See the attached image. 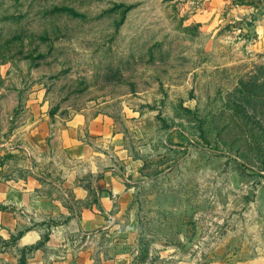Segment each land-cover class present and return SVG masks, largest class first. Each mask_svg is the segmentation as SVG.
<instances>
[{"label": "rangeland", "instance_id": "1", "mask_svg": "<svg viewBox=\"0 0 264 264\" xmlns=\"http://www.w3.org/2000/svg\"><path fill=\"white\" fill-rule=\"evenodd\" d=\"M102 117L108 146L67 128ZM110 168L116 207L64 191L0 264H264V0H0V179Z\"/></svg>", "mask_w": 264, "mask_h": 264}, {"label": "crops", "instance_id": "2", "mask_svg": "<svg viewBox=\"0 0 264 264\" xmlns=\"http://www.w3.org/2000/svg\"><path fill=\"white\" fill-rule=\"evenodd\" d=\"M190 20L201 23L204 21V16L193 14ZM84 126L85 127L82 128V125H71L67 128L73 133H76L75 135H78V132L82 133L85 129L88 141H90V137L100 138V140H97L104 144L107 143V146L109 142H114L115 140L114 136L116 135H113V131L116 126L112 125L110 121H107V119L103 117L99 119L93 118L87 121V124ZM29 128L31 129L32 126ZM92 153L90 148L86 149V147L81 148L78 146L74 151L73 157H75V159H82L94 156L95 154L104 156L101 153ZM103 153L106 152L103 151ZM80 176L81 174L78 172L68 173L66 175L67 181H73L72 187L68 188H65L64 185L62 187L59 184L49 185L47 182L42 183L38 180L41 179V177L37 176V174L29 177L24 184H13L11 181L0 179V235L4 233L9 234L19 224L24 223L25 219L31 220L34 218L37 221H44L49 218L55 219L56 216L61 215L63 212V199L61 196L64 191L75 197L81 198L90 195H99L101 197L100 206L106 212L116 207L118 200H120L124 195L123 193L127 191V189H121L119 187L121 179L118 178L111 168L107 169V172H102L100 174L90 171L88 179H94L95 177L97 179V176H99L97 180L98 187L93 191L91 190L90 194L88 191L89 189L87 190L84 187H79V182L74 184V180L83 179ZM49 186L52 188L50 194L48 190ZM87 210L94 211L95 208H88ZM38 238L39 231L32 230L25 234L21 242L29 244L35 242Z\"/></svg>", "mask_w": 264, "mask_h": 264}]
</instances>
